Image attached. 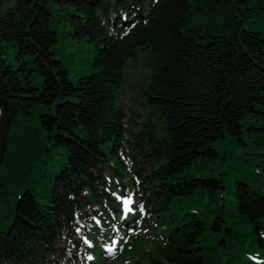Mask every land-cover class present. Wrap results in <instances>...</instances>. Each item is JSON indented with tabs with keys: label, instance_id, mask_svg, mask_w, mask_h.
I'll return each instance as SVG.
<instances>
[{
	"label": "trees",
	"instance_id": "trees-1",
	"mask_svg": "<svg viewBox=\"0 0 264 264\" xmlns=\"http://www.w3.org/2000/svg\"><path fill=\"white\" fill-rule=\"evenodd\" d=\"M201 3L0 0V264H107L114 226L154 243L132 264H264V0Z\"/></svg>",
	"mask_w": 264,
	"mask_h": 264
},
{
	"label": "rangeland",
	"instance_id": "rangeland-1",
	"mask_svg": "<svg viewBox=\"0 0 264 264\" xmlns=\"http://www.w3.org/2000/svg\"><path fill=\"white\" fill-rule=\"evenodd\" d=\"M202 0H191L192 3H194V16H196L195 20L192 22L193 27L197 28H205L207 22L205 21L207 17L202 12ZM199 4L200 6H198ZM238 13L239 10L237 11ZM62 21H58V31L61 32L62 36L58 37V41L54 44L52 49L55 51V57L59 59L64 60L65 66L69 69V76L71 79L75 80L76 76L82 75L83 73H86L87 71L91 70L90 67V60L93 55V44L87 40H83L81 42L74 43L73 40H69L72 38V36L68 33V28L66 26H60ZM63 40V42H69V47L64 48L61 50V52L57 51V48H60V42ZM76 50V51H75ZM74 51V58H77V60H80L81 57L83 60L86 58L85 62H72V54L71 52ZM13 55V52H10V56ZM145 56L140 55L138 56L135 63L128 69L127 72V80L128 83H131L135 78H140L142 72L146 69L145 67ZM126 88L129 90L130 86L129 84L126 85ZM133 92V91H132ZM50 161H53L54 164H56L57 167H59V163L65 159V155L63 154L62 148H57L54 151H52L51 156L49 157ZM206 166L208 168H217V163H213L212 161H207ZM3 183H6L4 180ZM5 185H0V189H2ZM15 183L10 184L9 187H7V191L3 192L0 190V195H4L8 198H12L11 190L15 189ZM12 210V205L9 204V202L4 203L0 199V229H3L5 222L9 219L10 213ZM118 229V231H114L115 237L118 238L120 243L117 245V250L119 249V253L116 256L115 259H111L107 261V264H132L134 261L138 259L143 258V252L144 249L146 251H151L153 247V241L149 238H136L132 235L128 236L127 232L125 230ZM130 234V232H129ZM137 234H146L145 231H137ZM127 241L126 243L124 241ZM116 250V251H117ZM112 255V254H111ZM110 255V256H111Z\"/></svg>",
	"mask_w": 264,
	"mask_h": 264
},
{
	"label": "snow or ice",
	"instance_id": "snow-or-ice-1",
	"mask_svg": "<svg viewBox=\"0 0 264 264\" xmlns=\"http://www.w3.org/2000/svg\"><path fill=\"white\" fill-rule=\"evenodd\" d=\"M123 20H126L127 17H122ZM106 191H110L109 189H106ZM110 195L116 200L119 201L122 205H123V215L121 216V220L122 221H126L128 219V216L133 212V208L130 207L131 205H133V199L131 195H121L120 194V190L118 189L116 192H111L110 191ZM141 210L143 208V206H140ZM93 220L96 221V224L99 225L100 221L96 219V217H92ZM135 223L139 224V221H135ZM83 227V226H81ZM114 231H118V229L115 228L114 226ZM128 231L134 232L135 229L129 227ZM146 231V229H145ZM76 232L79 233L80 232V228H76ZM85 243H88L87 240L84 241ZM125 243L127 242L126 240L124 241ZM120 243V241L118 239H112L110 245L106 246L105 251L111 255L113 254L116 250H117V245ZM89 260H92L93 257L88 256Z\"/></svg>",
	"mask_w": 264,
	"mask_h": 264
}]
</instances>
